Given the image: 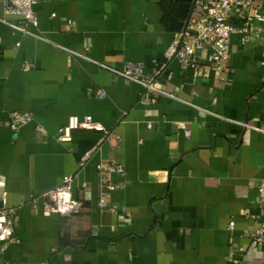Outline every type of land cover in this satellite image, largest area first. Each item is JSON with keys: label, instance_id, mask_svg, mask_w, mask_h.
<instances>
[{"label": "crops", "instance_id": "crops-1", "mask_svg": "<svg viewBox=\"0 0 264 264\" xmlns=\"http://www.w3.org/2000/svg\"><path fill=\"white\" fill-rule=\"evenodd\" d=\"M177 1L36 0L43 39L0 22V118H33L16 132L0 124V187L15 208L0 264H264V245L248 237L264 221V132L244 125L264 129V21L245 43L231 36L222 69L203 50L197 68L184 70L164 56L175 31L161 5ZM250 1L264 13V0ZM245 13L228 23L241 26ZM0 17L18 20L2 0ZM127 62L142 63L174 97L154 92L142 103L140 86L100 65ZM69 116H91L103 129H75L59 142ZM108 162L123 173L97 169ZM65 176L80 210L43 215L42 199L30 196Z\"/></svg>", "mask_w": 264, "mask_h": 264}, {"label": "built area", "instance_id": "built-area-1", "mask_svg": "<svg viewBox=\"0 0 264 264\" xmlns=\"http://www.w3.org/2000/svg\"><path fill=\"white\" fill-rule=\"evenodd\" d=\"M3 13L18 17L16 22H9L0 17V22L6 24L13 30L23 34L43 39L39 29L38 20L34 12L36 0H2ZM246 9L243 24L239 27L228 23V18L238 9ZM264 21V13L251 7L250 0H193L192 8L183 21L179 30L174 32L175 41L164 51V56L168 60H176L182 69H196L198 65V54L207 50L206 60L216 69L223 68L225 61L229 57V45L231 36L239 35L240 40L245 43L250 39V32L254 28L255 22ZM31 27V29H28ZM112 74L125 80L137 84L141 88L140 102L148 103L151 98L148 94L158 92L174 97L170 92H165L155 85V74H147L143 71L142 63L127 62L121 68H113L106 64H100ZM103 90H98L96 96L102 97ZM32 115L28 112L11 111L5 120L0 118V124L4 121L10 130L16 132L18 129L32 121ZM245 126L264 132V129L253 124L244 123ZM184 128L183 124H180ZM75 129L102 130V126L94 121L91 116L79 118L69 116L67 122L57 129V140L59 142H69L72 139V131ZM91 152V151H90ZM90 152H86L80 160V166L89 157ZM97 169L115 171L123 173L121 165L115 162L97 164ZM72 176H65L62 181L47 190L32 194L29 201L36 202L42 199V214L53 213L69 215L80 210L82 202L72 195ZM120 184H108V190H115ZM258 202L261 215L264 217V179L260 181L258 188ZM7 192L0 187V240L5 242L12 238L14 232L15 208L7 205ZM98 207H105L104 197H100L97 202ZM110 212L116 211V205L106 206ZM229 227L233 226V221L229 222ZM249 245L252 247L264 245V221L253 230L248 232Z\"/></svg>", "mask_w": 264, "mask_h": 264}, {"label": "trees", "instance_id": "trees-1", "mask_svg": "<svg viewBox=\"0 0 264 264\" xmlns=\"http://www.w3.org/2000/svg\"><path fill=\"white\" fill-rule=\"evenodd\" d=\"M163 22L169 29L177 31L181 28L183 21L188 16L192 2L177 1V2H162Z\"/></svg>", "mask_w": 264, "mask_h": 264}]
</instances>
